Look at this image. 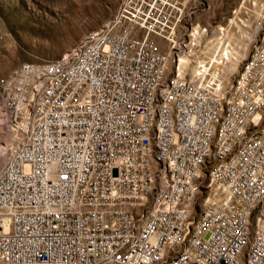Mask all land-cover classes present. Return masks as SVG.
I'll use <instances>...</instances> for the list:
<instances>
[{"label":"built area","instance_id":"1","mask_svg":"<svg viewBox=\"0 0 264 264\" xmlns=\"http://www.w3.org/2000/svg\"><path fill=\"white\" fill-rule=\"evenodd\" d=\"M185 5L122 0L69 64L0 84V264H264V27L221 94L166 76L197 48Z\"/></svg>","mask_w":264,"mask_h":264},{"label":"rangeland","instance_id":"2","mask_svg":"<svg viewBox=\"0 0 264 264\" xmlns=\"http://www.w3.org/2000/svg\"><path fill=\"white\" fill-rule=\"evenodd\" d=\"M121 1L0 0V77L21 63L52 61L74 50L83 39L113 18ZM185 7L191 27L201 34L196 40L197 48L189 56L188 67L192 68L195 65L193 59L207 60L203 55L204 46L216 30L237 33L236 26H241L251 34L257 13L264 8V0H186ZM259 24L246 56L238 60L226 78V89L233 84L257 41L264 27V14ZM173 72V69L167 71L166 76ZM212 72L209 69L205 80L221 82V72L216 71L213 75ZM183 75L190 78L189 70ZM1 125L0 120V146H3L7 137Z\"/></svg>","mask_w":264,"mask_h":264},{"label":"bare ground","instance_id":"3","mask_svg":"<svg viewBox=\"0 0 264 264\" xmlns=\"http://www.w3.org/2000/svg\"><path fill=\"white\" fill-rule=\"evenodd\" d=\"M120 10V5L117 8L115 15ZM264 14V8H261L257 13V18L255 19L254 29L251 34H247L244 30H242L241 26H236L238 30L237 33H228L224 29H218L214 33H212L210 40L205 44L203 55L207 58L206 61L200 60L197 58L195 61L193 59V64H195L192 68H189V56H191L193 50H189L188 52H182L179 57L178 66L175 68V65L172 64L171 60L167 63V71L171 69L177 71V73L182 76L183 73L189 70L190 78L204 80L205 75L209 72V69H212L215 74L216 71L221 72V82H219V86L221 89V94H224L226 91V78L231 75L233 70L236 67L238 60L242 59L246 56L248 47L252 41L255 39V35L257 34L260 24L259 20ZM114 16L113 18L107 22L103 27L106 28L109 25L114 24ZM99 28L96 32L87 36V38L83 39L81 44L76 47L74 50L69 53H65L66 55L52 61H40V62H31L24 63L23 66L31 67L36 70H46V68H55L56 66H62L69 64L75 57L78 49L85 48L86 43H92L95 39V34L101 31ZM196 39L201 36L198 33L196 28ZM162 47V42H159ZM188 53V54H187ZM20 66V65H19ZM13 68L5 75L0 77V84L5 82L6 79L11 78L12 76H18V67ZM233 85V84H232ZM0 120L2 122V128L5 131V135L8 138V135H12L14 127L12 125H8V104H6L5 99L3 98L2 90H0ZM6 139V138H5ZM7 140V139H6ZM18 138L14 137V145L17 144ZM2 147V146H0Z\"/></svg>","mask_w":264,"mask_h":264}]
</instances>
